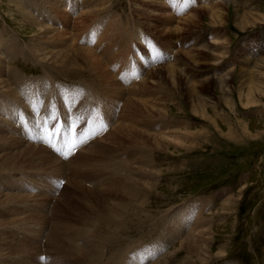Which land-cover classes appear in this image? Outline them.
Returning <instances> with one entry per match:
<instances>
[{
  "label": "rangeland",
  "instance_id": "obj_1",
  "mask_svg": "<svg viewBox=\"0 0 264 264\" xmlns=\"http://www.w3.org/2000/svg\"><path fill=\"white\" fill-rule=\"evenodd\" d=\"M58 1L51 3L66 13L55 23L46 22L51 30L92 51L123 87L104 88L101 73H90L86 58L51 63L50 51L58 44L48 43L58 33L39 38L43 32L24 23L30 17L42 22L33 8L44 3L48 11L50 3L0 0V59L6 67L1 79L7 87L0 86V136L10 138L0 141V156L37 147L46 149L42 157L59 161L37 165V153L26 158L35 163L32 168L0 171L1 264H100L101 258L102 264H117L129 249L132 264L136 259L142 264H158L159 259L164 264H264V74L256 68L264 59V0H76L87 4L83 11L70 7L72 0ZM241 17L254 19L256 26L241 29ZM35 44L46 50V57ZM5 49L22 54L4 61ZM250 88L255 89V105H247ZM84 102L104 111V117L93 115L89 135H84L87 119L73 110L92 114ZM59 106L67 128L51 118ZM20 111L26 120L19 119ZM98 118L102 121L96 123ZM127 125L141 129L142 139L125 138L128 132L121 129ZM156 138L163 142L159 147ZM128 184H137L135 200L127 195ZM200 209L203 215L190 221ZM119 212L125 214L123 224L108 225V215ZM206 224L205 234L199 235ZM90 244L99 247V261L83 253ZM79 245L80 252L73 251ZM68 251L81 261L68 258Z\"/></svg>",
  "mask_w": 264,
  "mask_h": 264
},
{
  "label": "bare ground",
  "instance_id": "obj_2",
  "mask_svg": "<svg viewBox=\"0 0 264 264\" xmlns=\"http://www.w3.org/2000/svg\"><path fill=\"white\" fill-rule=\"evenodd\" d=\"M28 1H30V0H28ZM44 1H46L45 3H50V7H49V10L48 11H46V9L48 8V7H45V4L43 3H41L40 4V8H38V5H39V3L38 4H36V6H35V8H33V10L36 12V13H39V16L41 15L42 17H43V23L41 22V20H35L34 18H29V20H27V19H25L24 20V23L25 24H29L30 26H36L40 31H42L43 33H42V36L41 37H39V38H48L49 37V35L50 34H53L54 32H56V33H58L57 35V37H55L54 35V39L53 40H51L48 44H54V45H56V44H58L57 45V47H56V49L54 50V51H50V52H53L52 53V55H51V57L50 58H52V62L51 63H53V64H57V63H59V64H62L63 62H74V57H78V58H81V60H82V58H86L84 61H85V63H86V66H87V68H88V70H89V72L90 73H93L92 72V70L93 71H95L96 72V70H97V73L98 72H100L101 73V76H102V78L104 79V82H105V85L104 86H106V87H104V88H108L109 86L111 87V86H115V87H118V83H116L114 80L115 79H113V77H111V75H110V72L111 71H107L106 69H105V67H103V65H102V63H101V61L93 54V52L92 51H89V50H87V49H85L84 48V46L83 47H80V46H78L77 44H76V42L74 43V42H72L71 40H70V38L67 36V34H65V33H61V31H57V30H55L54 29V31L53 30H51V26H49V24H47L46 22H49V20L51 19V22L52 23H55L56 22V19H59V16H60V13L61 12H64V13H66L65 11H59V8H56V7H54V5L51 3V1L52 0H44ZM56 1H58V0H56ZM67 1L68 0H64V2H66L67 3ZM90 1H93V0H90ZM58 2H60V1H58ZM104 2H106V1H104ZM103 2V3H104ZM108 2V1H107ZM65 3V4H66ZM71 3H72V6H71ZM71 3L68 1V5H70V7H73L74 8V10L77 8H79V10H82L83 11V9H84V7H87V4L86 3H84V4H82L81 6H80V3L78 2L77 3V1L76 0H72L71 1ZM89 3V2H88ZM91 3V2H90ZM93 3V2H92ZM103 3H101V4H103ZM61 4V3H60ZM95 4V3H94ZM96 5H97V2H96ZM59 6V4L57 5V7ZM38 8V9H37ZM82 8V9H81ZM88 8V7H87ZM98 9V8H97ZM67 10V9H66ZM71 11V10H70ZM82 11H81V14H82ZM94 12V11H93ZM68 13V12H67ZM91 13V12H90ZM49 14V16H46V15H48ZM89 14V13H88ZM212 14V13H211ZM97 15H98V13H97ZM68 16H69V14H65V15H63V19L64 20H66V19H68ZM83 16H84V14H83ZM213 17H214V19H221L222 20V17L219 15V16H217V15H213ZM37 18V17H36ZM115 20H116V18H115ZM238 21H239V23H238V25H239V27L241 28V29H244V30H248L249 28H253V27H255L256 25H255V20L254 19H247L246 17L244 18V17H241V18H238ZM78 22V21H77ZM83 23V22H82ZM81 23V24H82ZM79 24V23H78ZM85 24V23H84ZM108 24H112V23H110V21H109V23ZM110 26V25H109ZM112 26H114L113 24H112ZM111 26V27H112ZM128 28V27H127ZM134 28V27H133ZM53 29V28H52ZM61 29V28H60ZM77 29V28H76ZM113 29H116L115 27L113 28ZM138 29V28H137ZM137 29H136V31H137ZM139 30V29H138ZM123 31V30H122ZM131 31V30H130ZM142 32V31H141ZM107 33V32H106ZM130 33V32H129ZM133 33V32H132ZM125 34V33H124ZM69 35V34H68ZM126 35V34H125ZM128 35V34H127ZM126 35V36H127ZM133 35V34H132ZM44 36V37H43ZM117 36V35H116ZM130 36V35H129ZM12 37V36H11ZM51 37H52V35H51ZM79 37H80V34H79ZM79 37H78V40H79ZM114 38V37H113ZM127 38V37H126ZM12 39H13V37H12ZM87 39V38H86ZM129 39V38H128ZM39 40H41V39H39ZM46 40V39H45ZM114 41V40H113ZM125 42H127V40L125 41ZM2 44V43H1ZM0 44V48H2L4 45H1ZM41 44H43V43H41ZM128 45V44H127ZM17 46V45H16ZM110 46V45H109ZM115 46V45H114ZM123 46H125V44H123ZM33 47L34 48H37L38 49V54L39 53H41V55H43V53H42V51H43V48L42 49H40L39 47H41L39 44L38 45H33ZM98 47V46H97ZM100 47V46H99ZM116 47V46H115ZM5 48V47H4ZM96 48V47H95ZM21 49V48H20ZM58 50H60V51H58ZM114 50V49H113ZM46 51V50H45ZM45 51H43L44 52V55H45V57H46V55H47V53H45ZM124 51H126V48H124ZM4 52H5V58H3V59H5L4 61H6V60H9L10 62H11V60H13L14 59V53H16V55H18V54H22L20 51H18V49H11V52H8V51H6V49L4 50ZM96 52V51H95ZM115 55L116 54H114V57H115ZM3 56V55H2ZM1 56V57H2ZM23 56H24V54H23ZM33 56V55H32ZM40 56V55H39ZM49 56V55H48ZM105 57V56H104ZM39 57H35L34 59H36V62H40V59H38ZM50 58H49V60H50ZM72 60V61H71ZM48 62V61H47ZM3 62L1 61V59H0V86H2V87H5V88H7L6 87V85H5V83H4V81H3V79H1V74H3L5 71H6V67H5V63L4 64H2ZM42 63V62H41ZM75 63H77V64H80V62L78 61H76ZM104 63V62H103ZM43 64V63H42ZM45 64V63H44ZM91 64V65H90ZM257 67V69H260V73L261 74H264L263 72H264V59L263 60H261L260 61V63L258 64V65H256ZM170 67H172V69L174 68V65H172V66H170ZM169 67V68H170ZM53 69V68H52ZM171 69V70H172ZM16 73V72H15ZM48 73V72H47ZM175 69H173L171 72H169V74L171 75V78H174V76H175ZM258 73V72H257ZM5 74V73H4ZM14 74V73H13ZM49 75H51V74H49ZM49 75H47V77L49 76ZM95 75H96V73H95ZM10 76V75H9ZM16 76V75H15ZM19 76V75H18ZM97 76V75H96ZM46 77V76H45ZM50 77H52V75L50 76ZM168 78H169V76H168ZM7 79V78H6ZM11 79V78H10ZM12 80V79H11ZM92 80H95V79H92ZM98 80H100V78L98 79ZM145 79H143V81H144ZM12 81H14V80H12ZM172 81H173V79H172ZM103 82V81H102ZM225 82V81H224ZM97 83V82H96ZM7 84V83H6ZM120 86V85H119ZM122 86V85H121ZM120 86V87H121ZM98 87V86H97ZM123 87V86H122ZM225 87L226 86H224V88L223 87H221L222 88V90H225ZM78 88V87H77ZM86 89V88H85ZM117 89V88H116ZM122 89V88H121ZM18 90V89H17ZM87 90V89H86ZM127 90V89H126ZM144 90V89H143ZM147 90H149V88H147ZM194 90V89H193ZM261 90V89H260ZM19 91V90H18ZM71 91V90H70ZM74 91H76V90H74ZM85 91V90H84ZM254 91H255V89L253 90L252 88H250V90H249V93H248V102H247V105H255V103H257L256 101H252L253 100V97H254ZM262 91V90H261ZM5 92V91H4ZM20 92V91H19ZM86 92V91H85ZM90 92V91H89ZM94 92V91H93ZM117 92H118V90H115L114 92H113V95H115V94H117ZM264 92V91H263ZM122 93V92H121ZM132 93V92H131ZM94 94V93H93ZM260 94V93H259ZM90 95V94H89ZM148 95H150V93H148ZM87 96V95H86ZM94 96V95H93ZM102 96V95H101ZM117 96V95H116ZM124 96V95H123ZM129 96H131V95H129ZM11 97V96H10ZM89 97V96H88ZM95 97V96H94ZM118 97V96H117ZM147 97V96H146ZM104 98H105V96H104ZM149 98V97H148ZM12 99V98H11ZM46 99V98H45ZM78 99V98H77ZM99 99V98H98ZM102 99V98H101ZM122 100V99H121ZM132 100V99H131ZM142 99H140V101H141ZM149 100V99H148ZM197 100L198 101H200V100H202V99H198L197 98ZM23 101V100H22ZM91 101H93L92 100V97H91ZM128 101H129V99H128ZM139 101V100H138ZM144 101V100H143ZM145 101H147V100H145ZM144 101V102H145ZM122 102H123V100H122ZM133 102V101H132ZM131 102V104H132V106L134 105V103H132ZM143 102V103H144ZM108 103V102H107ZM124 103H126L125 101H124ZM130 103V102H129ZM150 102H148V104H149ZM158 103V102H157ZM25 104V103H24ZM127 104V103H126ZM125 104V105H126ZM136 104H138V103H136ZM154 103H151V105H153ZM73 105V104H72ZM139 105V104H138ZM137 105V109H138V106ZM156 105V104H155ZM154 105V106H155ZM48 106V105H47ZM76 106V105H75ZM123 106V105H122ZM126 106H128V108L130 107V105L129 104H127ZM135 106V105H134ZM154 106H153V108H154ZM156 107V106H155ZM125 108V107H124ZM145 108H146V104H145ZM147 108H149V107H147ZM157 108V107H156ZM155 108V109H156ZM134 109H136L135 107H134ZM133 109V110H134ZM136 109V110H137ZM150 109V108H149ZM148 109V110H149ZM159 109V108H158ZM153 110V109H152ZM137 111H139V112H141L140 110H137ZM155 111V110H154ZM154 111H153V113H154ZM122 112V111H121ZM133 113H134V111H132ZM143 112H145V113H148V112H146V111H143ZM130 113H131V111H130ZM157 113V112H156ZM155 113V114H156ZM122 114H124V112L122 113ZM28 115V114H27ZM121 115V114H120ZM119 115V116H120ZM134 115H138L137 113L136 114H132L131 115V117L132 116H134ZM73 116V115H72ZM0 117H1V115H0ZM140 117V116H139ZM142 117V116H141ZM140 117V118H141ZM151 117V116H150ZM123 118V117H122ZM140 118H138L139 119V121H140ZM146 118V117H145ZM0 119H2V118H0ZM147 119V118H146ZM146 119H145V121H146ZM71 120H72V118H71ZM142 120V119H141ZM144 120V119H143ZM142 120V122H144ZM6 122H7V120H6ZM122 122V121H121ZM142 122H137V123H139V124H141ZM130 123V122H129ZM7 124V123H6ZM118 125H119V123H117ZM144 124H145V122H144ZM147 124V123H146ZM93 125V124H92ZM113 125V124H112ZM122 125V124H121ZM15 127V126H14ZM117 128V127H116ZM115 128V129H116ZM122 128V127H121ZM124 128V129H123ZM121 130L123 131V130H127L126 132H128V135L127 134H125V138H126V136H129V134H131L132 135V137H134V138H136L137 140H141L142 139V137L144 136L143 135V133H141V132H139L140 130H134V128H132V126L131 125H127V126H124ZM16 129V128H15ZM108 130V129H107ZM120 129H119V131H121ZM101 131V130H100ZM99 131V132H100ZM121 131V132H122ZM111 132H112V130H111ZM110 132V133H111ZM117 132V131H116ZM162 133V132H161ZM165 133V132H164ZM13 134V133H12ZM11 134V135H12ZM115 134V133H114ZM114 134H112V135H114ZM117 134V133H116ZM147 134V133H146ZM156 134V133H155ZM165 135V134H164ZM95 135H93V137H94ZM111 136V135H110ZM116 136V135H115ZM145 136H147V135H145ZM152 136V135H151ZM150 136V137H151ZM148 137H149V134H148ZM156 137V136H155ZM159 137H161V136H157V138H159ZM176 137V136H175ZM13 138V137H12ZM114 138V137H113ZM124 138V137H123ZM141 138V139H140ZM157 138L155 139V140H157ZM161 138H163L164 139V137H161ZM8 139V140H7ZM10 138H5V137H3V136H0V141L2 140V141H10L9 140ZM13 139H15V138H13ZM107 139V138H106ZM105 139V140H106ZM119 139V138H118ZM166 139V138H165ZM171 139L172 140H170V141H175V139H173L172 137H171ZM16 140V139H15ZM127 140V139H126ZM125 140V141H126ZM134 140V139H133ZM133 140H132V142H133ZM160 140V139H159ZM159 140H157L156 142H157V144H155L157 147H159L160 145H161V143H163V142H161V140L159 141ZM12 141V140H11ZM17 142H18V140H16ZM24 141H25V139H24ZM74 141V140H73ZM104 141V140H103ZM168 141V140H167ZM167 141H166V143H167ZM169 141V142H170ZM14 142V141H13ZM102 142V141H101ZM111 142V141H110ZM115 142V141H114ZM117 142H118V140H117ZM123 142V144H124V140L122 141ZM127 143H128V146H130V144H135V143H130L129 144V140L128 141H126ZM19 143V144H18ZM17 143V145H21V141L19 140V142ZM28 143V142H27ZM72 143V142H71ZM108 143V142H107ZM119 143V142H118ZM142 143V142H141ZM94 144V143H93ZM97 144V143H96ZM111 144V146H112V143H110ZM109 144V145H110ZM117 143H115V145H116ZM120 144V143H119ZM122 144V143H121ZM27 145H30L31 146V144H27ZM114 145V146H115ZM40 146H42V145H40ZM70 146V145H69ZM75 146V145H74ZM81 146V145H80ZM114 146H113V148H114ZM24 147V146H23ZM44 147V146H43ZM71 147V146H70ZM83 147V146H82ZM116 147V146H115ZM127 147V146H126ZM126 147H124V148H126ZM47 148V147H46ZM93 148V147H92ZM95 148V147H94ZM107 148V147H106ZM109 148V147H108ZM112 148V147H111ZM116 148H118V147H116ZM116 148H115V150H116ZM123 147H122V149H124ZM129 148V147H128ZM133 148H134V146H133ZM139 148H140V146H139ZM139 148H137V149H139ZM50 149V148H49ZM82 149V148H81ZM131 150H133L132 148H130ZM130 149H128V150H130ZM135 150V149H134ZM160 150V149H159ZM10 151V150H9ZM46 152V149H42V148H37V147H27V148H25V149H22L20 152H18L17 154L16 153H14V154H5V155H3V156H0V171H2V172H7V171H11V170H14V169H17V168H21V165H23V167H29L30 166V168H32V167H34V165H35V163H33V161H31L30 159H28L27 161H26V158H29V156H36V154L38 153L39 155H37L38 156V158H39V160L38 161H36V164L37 165H43V164H47V162L48 161H53V162H55L57 165H59V161L58 160H56V159H52V158H44V157H42L41 156V154H45V152ZM83 151V150H82ZM110 151V150H109ZM50 152V151H49ZM137 152V151H136ZM11 153V152H10ZM86 153V152H85ZM112 153H113V151H112ZM132 153V152H131ZM138 153V152H137ZM140 153V152H139ZM102 154V153H101ZM97 155V154H96ZM39 156H41V157H39ZM89 156V155H88ZM91 156V155H90ZM99 156V155H98ZM45 157H46V155H45ZM84 157H86V156H84ZM101 157V156H100ZM111 157V160L113 161V159H112V156H110ZM106 158V157H105ZM104 158V159H105ZM116 158H118V157H116ZM89 159V158H88ZM115 159V158H114ZM106 160H107V158H106ZM110 160V161H111ZM117 160V159H116ZM151 160V159H150ZM134 161V160H133ZM109 162V161H108ZM117 162V161H116ZM63 163V162H62ZM99 163V162H98ZM100 163H101V161H100ZM110 163H112V162H110ZM119 163V162H118ZM131 163V162H130ZM51 164V163H50ZM53 164V163H52ZM132 164V163H131ZM134 164V163H133ZM44 165V166H45ZM62 165H65L64 163L62 164ZM111 165V164H110ZM120 167L122 166V164H118ZM101 166H103V164H101ZM104 166H106V164H104ZM108 166H109V164H108ZM112 166L114 167L115 165H113L112 164ZM112 166H111V168H112ZM124 166V165H123ZM149 166V165H148ZM61 167V166H60ZM82 167H83V165H82ZM110 167V166H109ZM108 167V168H109ZM116 167V166H115ZM133 167V166H132ZM65 168H67V169H69L68 168V166L67 167H65ZM122 168V167H121ZM121 168H119L120 170H121ZM77 169V168H76ZM114 169V168H113ZM116 169V168H115ZM117 170V169H116ZM116 170H115V172H116ZM127 170V169H126ZM129 170V169H128ZM18 171H20V169H18ZM39 171V170H38ZM56 171H57V168H56ZM62 171H64V169L62 170ZM66 171V170H65ZM78 171V170H77ZM122 171V170H121ZM13 172V171H12ZM67 172V171H66ZM1 173V172H0ZM58 173H59V171H58ZM117 173V172H116ZM147 173V172H146ZM63 174V173H62ZM73 174H74V172H73ZM139 174H140V172H139ZM56 175V174H55ZM122 174H120V176H121ZM124 175V174H123ZM132 175H133V173H132ZM137 176V175H136ZM122 177V176H121ZM141 177V176H140ZM124 178V177H123ZM147 179V178H146ZM119 180H121L120 179V177H119ZM139 180H144V178H141V179H139ZM140 183V182H139ZM116 184V183H115ZM137 184H135V186H136ZM139 185V184H138ZM141 185V184H140ZM143 185V184H142ZM125 186V185H124ZM135 186H133V185H131L130 187H129V184H128V187L127 186H125L126 187V190H127V188H129L128 190H127V195H128V197H130L132 200H135V198H137L138 197V195H139V192H138V189L137 188H135ZM50 187V186H49ZM121 187V186H120ZM137 187V186H136ZM72 188V187H71ZM121 188H123V186L121 187ZM102 190H104V189H102ZM124 190V189H123ZM122 190V191H123ZM125 190V191H126ZM97 191V190H96ZM109 191V190H108ZM107 191V192H108ZM121 190H120V192H122ZM125 191H123L122 192V194H124V192ZM140 191V190H139ZM94 192V191H93ZM102 193H103V191H101ZM115 192V191H114ZM117 192V191H116ZM116 194V193H115ZM119 193L117 192V195H118ZM142 194V193H141ZM19 196V195H18ZM17 196V197H18ZM13 197H15V196H13ZM61 197H62V195H61ZM125 197V196H124ZM7 198V197H6ZM82 198V197H81ZM63 199V198H62ZM5 200V199H4ZM10 200H11V198H10ZM61 200V199H60ZM124 200V199H123ZM59 201V200H58ZM13 202V201H12ZM63 202V201H62ZM77 202V201H76ZM79 202V201H78ZM77 202V203H78ZM87 202V201H86ZM102 202V201H101ZM126 202V201H125ZM129 202V201H128ZM72 203V202H71ZM34 204V203H33ZM62 204H64V203H62ZM73 204V203H72ZM96 204V203H95ZM116 204H119V201L116 203ZM127 204V203H126ZM81 205V204H80ZM97 205V204H96ZM115 205V204H114ZM12 206H14V205H12ZM101 206V205H100ZM124 206V205H123ZM129 206V205H128ZM205 206V205H204ZM22 207V206H21ZM57 207V206H56ZM80 207V206H79ZM119 207V206H118ZM117 207V208H118ZM59 208V207H58ZM124 208V207H123ZM69 209V208H68ZM109 209V208H108ZM108 209H107V211H108ZM125 209H126V206H125ZM128 209V208H127ZM62 210V209H61ZM103 210V209H102ZM110 210V209H109ZM129 210V209H128ZM132 210V209H131ZM0 211H2V210H0ZM59 211V210H58ZM202 211H203V209H202ZM201 209L200 210H197V211H195V213L193 214V216L192 215H190V218H189V220L190 221H192V220H194V218L197 216V214L199 213V216H201V215H203V214H201ZM100 213L102 212V211H99ZM116 212V211H115ZM127 212V211H126ZM130 212V211H129ZM132 212V211H131ZM13 213V212H12ZM71 213V212H70ZM105 213V212H104ZM110 213V212H109ZM128 213V212H127ZM42 214V213H41ZM89 215V214H88ZM99 215V214H98ZM97 215V217H100V215L98 216ZM35 216V215H34ZM130 216H134V215H130ZM103 217V216H102ZM108 217H109V220L108 221H110V224H108V225H112L113 227H116L117 226V224H119L118 222H120L121 223V219H123L124 217H125V214L123 213V212H121V214H120V212H119V214L118 215H116L115 217H111V214H109L108 215ZM37 218V217H36ZM68 218V217H67ZM81 218V217H80ZM103 220L104 221V219H106L105 217L104 218H100V220ZM126 219V218H125ZM129 219V218H128ZM145 219H146V217H145ZM149 219V218H148ZM151 219V218H150ZM149 219V220H150ZM45 220V219H44ZM61 220V219H60ZM101 220V221H102ZM107 220V219H106ZM201 220V219H200ZM1 221V220H0ZM4 221V220H3ZM73 221V220H72ZM86 221H89V220H86ZM204 221H206L204 218H203V221L202 222H204ZM57 222H58V220H57ZM152 222V221H151ZM199 219L197 220V226L199 225ZM3 223V222H2ZM26 223V222H25ZM89 223H90V221H89ZM106 223V222H105ZM105 223H104V225H105ZM129 223V222H128ZM208 223V222H207ZM61 224V223H60ZM121 224H123V223H121ZM195 224V223H194ZM90 225H93V223L91 222V224ZM120 225V224H119ZM124 225H125V223H124ZM142 225V224H141ZM1 226H2V224H1ZM55 226H58V225H55ZM62 226V225H61ZM70 226V225H69ZM83 226H85L84 224H83ZM87 226H88V224H87ZM123 226V225H122ZM195 226H196V224H195ZM194 226V227H195ZM5 227V226H4ZM64 227V226H63ZM109 227V226H108ZM199 227H200V225H199ZM204 228H202L203 229V231H202V233L201 234H199V235H203V234H205V233H203L205 230H207L208 229V224H206L205 226H203ZM82 228V227H81ZM107 228V227H106ZM94 229V228H93ZM201 229V230H202ZM82 230V229H81ZM165 230V229H164ZM93 232V231H92ZM99 232V231H98ZM112 232H113V230H112ZM62 233V232H61ZM96 233V232H95ZM118 233V232H117ZM166 233V232H165ZM165 233H164V235H165ZM57 234V233H56ZM80 234V233H79ZM78 234V235H79ZM110 234V233H109ZM161 234V233H160ZM163 234V233H162ZM177 234H178V232H177ZM196 234V233H195ZM195 234H193V235H191V236H189L188 238V242H190V239H192L193 237H196L197 235H195ZM67 235V234H66ZM118 235V234H117ZM50 236V235H49ZM83 236H85V235H83ZM55 237V236H54ZM60 237H61V235H60ZM75 237V236H74ZM88 237H89V235H88ZM78 238H76V240H77ZM92 239V238H91ZM161 239V238H160ZM84 240V239H83ZM82 240V241H83ZM61 241V240H60ZM100 241V240H99ZM184 241V240H183ZM192 241V240H191ZM193 241H194V239H193ZM9 242V241H8ZM102 242V241H101ZM187 242V241H186ZM204 242V241H203ZM51 243V242H50ZM71 242H68L67 244H69L70 246H74L73 244H70ZM140 243V242H139ZM194 243V242H193ZM97 244V243H96ZM91 245V248H90V245H86V248H87V246H89V248H90V250H88V252H85V251H83V253H89L88 255L90 256V258H92V259H94L95 261H99V256H98V254H97V252L95 251V250H97V249H99V247L97 246V245ZM142 244V243H141ZM157 244V243H156ZM121 245V244H120ZM190 246V245H189ZM194 246V245H193ZM192 246V247H193ZM205 246V245H204ZM102 247H103V245H102ZM123 247V246H122ZM191 247V248H192ZM72 248V247H71ZM125 248V247H124ZM80 249H81V246L79 245V250H78V246H77V249H74V247H73V251H77V252H80ZM103 249V248H102ZM132 249V251H133V249H135V248H131ZM4 250V249H3ZM69 250H71V249H69ZM119 250H121V249H119ZM189 250H190V248H189ZM72 251V252H73ZM122 251V250H121ZM125 251V250H124ZM129 252H131V250L129 249L128 250ZM193 251H195L194 249L191 251V252H193ZM72 252H70V253H72ZM102 252H103V254H105L104 253V250H102ZM129 252H126V254H122V252H121V254L123 255V257L122 258H119L120 259V261H119V263H117V264H132L131 262L129 263L128 261H127V258H129V256H127L128 254H129ZM198 252V251H197ZM69 253V251H68V253H67V257L69 258H72L73 257V255H71ZM101 253V252H100ZM107 253V252H106ZM132 253V252H131ZM68 254H70V256H68ZM73 254V253H72ZM75 254H77V253H75ZM87 254H85V255H87ZM204 254V253H203ZM62 255H64V253L62 254ZM61 256V255H60ZM72 256V257H71ZM100 256H104V255H101L100 254ZM198 256V255H197ZM206 256V255H205ZM56 257V256H55ZM63 257V256H62ZM83 257V256H82ZM110 257H111V254H110ZM199 257V256H198ZM1 258V257H0ZM64 258H65V256H64ZM79 258V257H78ZM76 259V258H74V259H76V260H80L81 261V259ZM86 258V257H85ZM88 258V257H87ZM73 259V258H72ZM74 259H73V261H74ZM83 259V258H82ZM166 259H168V258H166ZM189 259V258H188ZM56 260H58V259H56ZM66 260H68V259H66ZM175 260V259H174ZM0 261H1V259H0ZM69 261H71V260H69ZM78 261H75V262H78ZM84 261V260H83ZM91 261V260H90ZM132 261V260H131ZM197 261H199V260H197ZM74 262V263H75ZM85 262H86V260H85ZM101 263L100 264H102V262H103V258H101V261H100ZM156 262H158V264H164V262L165 261H162V260H160L159 259V261H156ZM168 262V261H167ZM167 262H166V264H167ZM202 262H203V260H202ZM134 263H137V264H142V261H140V259H136L135 260V262ZM185 263V262H184ZM0 264H1V262H0ZM67 264H68V262H67ZM75 264H78V263H75ZM80 264V263H79ZM89 264H91V263H89ZM93 264V263H92ZM95 264V263H94ZM153 264H155V262L153 263ZM181 264V263H180ZM192 264V263H191Z\"/></svg>",
  "mask_w": 264,
  "mask_h": 264
},
{
  "label": "snow or ice",
  "instance_id": "obj_3",
  "mask_svg": "<svg viewBox=\"0 0 264 264\" xmlns=\"http://www.w3.org/2000/svg\"><path fill=\"white\" fill-rule=\"evenodd\" d=\"M51 118H52L53 120H55V119H56V117H55V116H51ZM57 131L59 132V129H58ZM61 135H62V133H61ZM64 155H65V156H67V153H64Z\"/></svg>",
  "mask_w": 264,
  "mask_h": 264
}]
</instances>
